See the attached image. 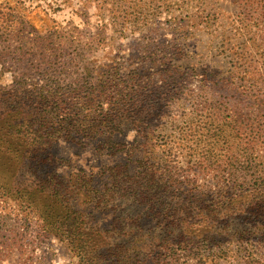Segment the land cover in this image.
Masks as SVG:
<instances>
[{
	"label": "trees",
	"instance_id": "1",
	"mask_svg": "<svg viewBox=\"0 0 264 264\" xmlns=\"http://www.w3.org/2000/svg\"><path fill=\"white\" fill-rule=\"evenodd\" d=\"M111 1L92 3L102 15ZM113 1V16L132 25L153 4L161 2L164 9L178 4ZM3 9L0 3V41L6 42L0 48V81L6 73L11 81L0 83V204L12 206L23 227L62 243L70 264H220L225 244L264 236V175L243 195L249 180L233 163L216 174L210 158L200 160L197 176L214 171L218 187L207 190L198 177L185 176L161 155L151 133L155 103L163 100L160 90L172 85L174 100L193 81L203 83L207 69L201 72L179 59L142 58L129 61L134 67L127 74V63L119 60L100 72L79 57L62 61L59 49L47 54L48 48L35 65L30 59L40 53L35 46H45L48 38L12 9ZM205 12L184 17L171 10L170 23L186 19L209 27L212 11ZM221 36L220 41L233 39L225 31L215 37ZM223 48L233 57L229 74H236L239 92L264 113V79L251 61L242 62L234 46ZM26 64L34 71L25 70ZM81 64L83 76L74 77L71 69ZM145 64L160 65L159 76L169 85L140 72ZM250 80L262 87L251 91ZM126 127L137 134L130 142L121 139ZM61 141L84 148L93 144L125 161L66 173L54 150ZM2 216L0 211V230L7 226ZM249 259L245 254L243 263L250 264Z\"/></svg>",
	"mask_w": 264,
	"mask_h": 264
},
{
	"label": "rangeland",
	"instance_id": "2",
	"mask_svg": "<svg viewBox=\"0 0 264 264\" xmlns=\"http://www.w3.org/2000/svg\"><path fill=\"white\" fill-rule=\"evenodd\" d=\"M173 1L178 3L173 8L164 9L161 2L153 4L145 10L140 22L133 23L135 25L113 16V0L102 15L97 13L92 0H0V3L4 11L12 9L26 25L48 38L45 46H35L40 52L30 58L36 59L35 65L48 48L47 54L59 49L62 61L79 57L100 72L119 60L127 63V70H123L127 74L130 67H134L133 62L142 58L179 59L195 65L201 72L207 69L203 83L193 81L170 101L174 97L170 94L173 89L160 78L162 67L145 64L139 68L140 72L152 75L156 84L161 85L162 81L169 85L167 91L160 90L162 102L155 103L157 109L151 119V133L159 143L161 155H168L171 164L177 165L185 176L198 177L207 190L218 189L214 171L197 176L195 164L210 158L211 170L217 174L218 170L227 171L233 163L238 174L249 180L243 191V195H247L255 179L262 180L264 175V113L239 92L236 74H229L233 57L223 46H234L242 62L251 61L258 70L256 73H263L257 77L264 79V0ZM171 10L184 17L211 10L213 17L209 27L206 24L193 26L191 20L186 19L175 25L170 23ZM19 26L15 21L12 28L17 31ZM223 31L233 37L232 41L215 37ZM4 43L0 41V48ZM236 53L234 58L238 64ZM83 66L72 68V75L83 76ZM28 67L26 64L25 70ZM28 70L34 71L33 68ZM34 76L39 79L38 74ZM10 81L11 75L6 73L0 83ZM247 85L251 91L262 87V83L255 80ZM136 136L134 130L126 127L121 139L130 142ZM54 147L66 173L76 169L98 170L103 165L125 161L120 155L99 152L93 144L84 148L75 142L61 141ZM0 211L6 216H2L1 221L7 225L0 230V264H70L71 258L62 243L41 236L30 226L23 227L22 218L16 216L12 206L0 204ZM225 245L220 264H244L245 254L250 255V264H264V236Z\"/></svg>",
	"mask_w": 264,
	"mask_h": 264
}]
</instances>
